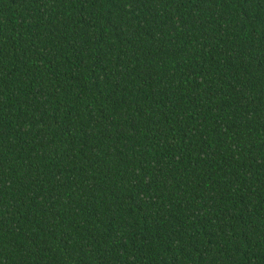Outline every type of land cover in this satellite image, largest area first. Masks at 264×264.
I'll list each match as a JSON object with an SVG mask.
<instances>
[{
  "label": "trees",
  "instance_id": "1",
  "mask_svg": "<svg viewBox=\"0 0 264 264\" xmlns=\"http://www.w3.org/2000/svg\"><path fill=\"white\" fill-rule=\"evenodd\" d=\"M0 264H264V0H0Z\"/></svg>",
  "mask_w": 264,
  "mask_h": 264
}]
</instances>
